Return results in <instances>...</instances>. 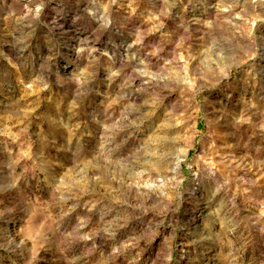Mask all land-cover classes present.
Returning <instances> with one entry per match:
<instances>
[{
  "label": "clouds",
  "instance_id": "clouds-1",
  "mask_svg": "<svg viewBox=\"0 0 264 264\" xmlns=\"http://www.w3.org/2000/svg\"><path fill=\"white\" fill-rule=\"evenodd\" d=\"M0 264H264V0H0Z\"/></svg>",
  "mask_w": 264,
  "mask_h": 264
}]
</instances>
